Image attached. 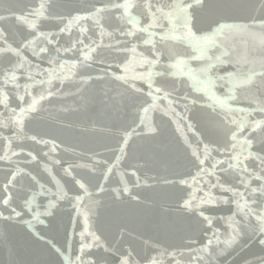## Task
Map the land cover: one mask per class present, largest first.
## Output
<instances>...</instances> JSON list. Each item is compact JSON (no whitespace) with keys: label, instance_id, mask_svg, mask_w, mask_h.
I'll return each mask as SVG.
<instances>
[{"label":"snow or ice","instance_id":"1","mask_svg":"<svg viewBox=\"0 0 264 264\" xmlns=\"http://www.w3.org/2000/svg\"><path fill=\"white\" fill-rule=\"evenodd\" d=\"M98 4H91L83 12L73 10L75 14L59 15L50 11L56 6L49 0H39L31 7L0 15V109H3L0 111V221L7 225L32 212L31 220L24 221L31 228L34 221L43 223L42 215H52L56 201H75L76 210L85 223V229L79 233L78 250L66 254L52 240L47 241V246L57 256L55 264H97L86 250L95 248L113 253V249L102 242L101 236L88 230L90 209L84 208L83 201L99 204L95 197L107 195L117 204L126 200L141 204L144 202L141 189L163 186L174 190L180 211L199 220L203 236L196 239L189 235L181 250H169L171 246L162 248L159 242L146 240L145 245L156 255L137 259L132 249L117 250L113 254L118 256V264H141V261L163 264L161 257L165 256L171 258L168 264H183L185 255L189 257L188 264H229L228 258L246 247L245 239L252 238L264 249V148L259 152L251 151L256 137L264 145V0L252 5L253 14L241 21L219 17L213 21L211 32L202 37H195L192 32V20L197 11L211 9L208 0H98ZM42 19L57 21V32L40 31ZM164 20L168 22L167 27L162 23ZM75 29L79 30L78 36L74 35ZM93 31L98 33V40L89 35ZM225 32L244 35L250 40L240 61L247 66V71L229 72L226 76L232 88L255 89L250 98L255 106L232 107L229 101L234 100L235 95L231 88L223 97L208 86L195 89L203 96H176L175 84L166 86L162 82L165 78L180 75L195 78L191 76V69L184 71L186 61L169 45L184 41L212 44L216 35ZM65 33L68 42L63 46L60 38ZM157 36L159 40L155 39ZM141 47L143 50L138 51ZM165 52L168 55L166 65L161 63ZM61 53L79 55L63 60ZM44 57H47L48 68L33 63L32 58ZM129 57L134 58L141 69L131 75L128 70L133 60ZM216 60L224 62L219 56ZM94 64L107 67L93 75L88 69ZM157 66L163 70L156 71ZM113 68L115 70H110ZM21 79L25 81L23 85ZM53 81H58L60 87L54 90ZM104 81L116 84L113 90L116 97L121 103L128 102L133 109L132 118L125 126L100 129L115 136V147L103 152H76V146L66 147L64 152L71 151L74 159L63 160L54 158L61 147L55 137L44 138L26 130L28 119L40 117L46 110L45 104L55 106L58 98L83 96L90 85ZM138 82L141 83L138 85ZM67 84H72L75 92H64ZM143 85L147 86L146 92ZM104 95L107 97L106 91ZM57 110L67 113L78 108L61 105ZM199 112L205 115L200 116ZM237 113L243 115L237 116ZM163 123L169 127L174 125L175 132L179 133L175 151L186 161L187 172L171 170L165 158L154 160L159 171L152 175L147 161L130 163L135 159L129 151L133 142L161 137ZM67 126L74 127L73 124ZM5 130L11 134L5 135ZM96 131L95 120L87 121L80 128L81 135ZM28 142L47 150L37 153L28 147ZM33 162L40 164L49 176H52L53 166H59L70 178L77 194L69 196L73 189L64 191V186L56 181V201L49 199L43 212L31 208L39 195L35 191L23 202L27 212L18 211L20 205L15 204V190L19 182L30 177L32 188L39 185L41 192L46 191L31 171ZM80 169L95 176L96 183L89 184L78 177ZM216 189L220 195L213 194ZM201 192L203 195H198ZM218 204L235 205L231 215L220 218L226 225L223 231L217 226V219L206 214V206ZM8 264L16 262L10 260ZM101 264L116 262L109 258ZM243 264H264V256L245 260Z\"/></svg>","mask_w":264,"mask_h":264},{"label":"water","instance_id":"2","mask_svg":"<svg viewBox=\"0 0 264 264\" xmlns=\"http://www.w3.org/2000/svg\"><path fill=\"white\" fill-rule=\"evenodd\" d=\"M49 2L56 6L50 11L59 15L75 14L73 10L83 12L84 9L94 3L99 6L98 0H49ZM258 2L259 0H208L209 5L212 7L210 10L197 11L194 14L192 32L195 37H202L210 33L211 26H214L213 21L221 16L241 21L253 14L252 5L258 4ZM33 3H39V0H0V15H7L9 10L19 11L31 7ZM162 23L165 27L168 26L166 20ZM57 24L58 22L55 20L42 19L39 30L56 33L58 30ZM155 31L159 32L160 29H155ZM78 34L79 30L75 29L74 35L78 36ZM89 35H94L97 40L99 39L98 33L94 31L90 32ZM155 39L159 40V36ZM213 40L214 43L207 45L203 41H184L169 45L175 53L181 55L186 61L184 71L188 72L191 69V76L195 79H190L188 75H180L178 77H167L162 82L169 87L174 83L177 89L175 95L181 97L185 94L190 97L203 96L202 92H196L195 89L205 86L210 87L218 96L223 97L229 94L231 88L235 95V99L229 101L232 107H254L255 105L251 104L250 98L255 89L232 88V84L226 76L229 72L247 71V66L240 61L245 53L246 43L250 45L249 38L244 35L225 32L216 35ZM67 42L68 34H61L60 45L66 46ZM105 42L107 43V41ZM85 43H88L87 39H85ZM142 50L143 47L138 49V51ZM224 53H227V55H224ZM28 55L31 57L30 53ZM78 55V53L75 56L72 53H61L60 59L71 60ZM218 56L224 61L223 63L216 60ZM32 59L33 63L40 64L41 68L46 69L49 67L47 57ZM129 59L133 60V63L129 66L128 74L131 75L140 71L141 69L136 66L134 58L129 57ZM167 62L168 55L165 52L161 63L166 65ZM106 67L107 65L94 64L88 71L96 75L101 68ZM203 69H207V71H202ZM155 70L161 71L163 69L157 66ZM219 77H225V79H219ZM40 78L37 76V79ZM157 79L159 80V78ZM24 82L21 79L20 83L22 85ZM140 83L138 82V85ZM53 85L54 90L60 87L58 81H53ZM116 87V84L104 81L90 85L83 96L58 98L54 101L55 106L45 104L46 110L41 113L40 117L28 119L26 130L29 134H40L44 138L55 137L61 147L54 154V158L63 160L74 159V154L71 151L64 152L66 147L76 146V152L81 150L103 152L106 148L115 147V136L100 129L112 128L114 130L121 128L130 121L133 114V109L129 106V103H121L116 97V93L113 91ZM143 87L146 92L147 86L143 85ZM105 91L107 97L104 95ZM37 92H39V88H37ZM64 92H75V87L72 84H67ZM61 105L69 109L78 108V110L67 113L60 112L57 109ZM14 106L15 104H13ZM2 110L0 109V111ZM197 114L200 116L205 115L203 112ZM156 115L159 117L158 113ZM236 115L243 114L237 113ZM89 120L97 121V131L88 135H81L80 128ZM69 124H73L74 127H68ZM162 127L164 129L163 135L156 140H135L133 142L129 151L130 156L135 159L131 160L130 163H144L147 161L152 169L149 174L152 175L159 171V167L154 163V160L165 158L169 161L171 170L187 172L189 169L186 161L182 155L175 151L176 137L179 133L175 132L174 125L169 127L166 123H163ZM4 134L10 135L11 133L5 130ZM28 147L34 149L37 153L47 150L42 145H34L32 142H28ZM261 148H264V145L260 143L259 137H256L251 151L259 152ZM218 158L223 159V157ZM224 167H227V165L225 164ZM31 171L34 175H37L39 183L44 185L46 191L41 192L39 185L32 188L30 177L19 182L15 190V204L20 205L17 208L18 211L27 212L23 202L30 198L33 191H35L39 195L36 196L31 208L33 211L43 212L49 199L56 201V181L64 186V191H68L70 188L73 189L69 192V196L77 194L70 178L65 176L59 166H53L52 176L44 172L40 164L36 162H33ZM192 174H195L194 170H192ZM77 175L83 177L89 184L96 183V177L87 170H77ZM53 176L55 180L52 179ZM131 180L134 182L135 178L132 177ZM212 182H215L214 178ZM140 191L143 192L144 199L141 204L127 200L117 204L107 195L103 197L97 195L95 197L96 200L100 201L99 204L87 199L83 201L84 208L90 209L88 230L101 236L102 242H106L113 249V253L117 250L132 249L134 250V258L138 259L145 255H156L145 245L144 241L146 240L149 243L159 242L162 248L171 246L169 250L172 248L181 250L189 235L196 239L203 236L202 225L199 220L188 213L180 211L173 189L157 186L141 189ZM213 194L220 195V192L216 189ZM198 195L202 196L203 193H198ZM56 203L57 206L52 209V215H42L40 220L43 223L34 221L31 228L24 221L31 220L32 212H27L21 219L9 222L7 225L0 221V264H8L10 260H14L16 264H55L57 256L54 254V250L47 246L48 240L54 241L57 247H62L66 254H72L74 250H78L80 244L79 233L85 229L84 217L77 212L75 201L64 199L56 201ZM233 211H235L234 204L206 206V214L217 219V226L221 228V231L224 230L226 225L220 218L231 215ZM88 240H91V237H88ZM245 243L246 247L238 249L228 258L229 264H243L245 260L264 256V249L259 246L255 238L250 241L245 239ZM86 251L91 252L97 264H101L103 260L109 258L118 264V256L113 253H105L103 249L98 250L95 248ZM10 252H13V254L10 255ZM161 259L163 264H168L171 258L165 256ZM182 260L183 264H188L189 257L185 255ZM141 264H143L142 261Z\"/></svg>","mask_w":264,"mask_h":264}]
</instances>
